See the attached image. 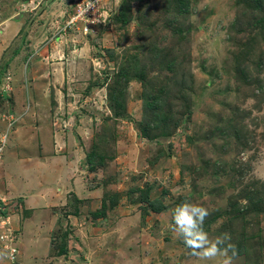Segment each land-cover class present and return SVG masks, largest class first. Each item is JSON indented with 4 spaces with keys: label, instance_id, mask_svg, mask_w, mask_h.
Segmentation results:
<instances>
[{
    "label": "rangeland",
    "instance_id": "rangeland-1",
    "mask_svg": "<svg viewBox=\"0 0 264 264\" xmlns=\"http://www.w3.org/2000/svg\"><path fill=\"white\" fill-rule=\"evenodd\" d=\"M121 1L101 0L85 33L65 26L70 0H0V193L20 250L13 261L0 240V264H201L171 231L180 198L218 214L210 238L231 236L236 254L210 264H264V0H126L127 23ZM163 82L191 115L148 138ZM145 189L170 207L143 218Z\"/></svg>",
    "mask_w": 264,
    "mask_h": 264
},
{
    "label": "trees",
    "instance_id": "trees-1",
    "mask_svg": "<svg viewBox=\"0 0 264 264\" xmlns=\"http://www.w3.org/2000/svg\"><path fill=\"white\" fill-rule=\"evenodd\" d=\"M127 1L126 0H122L120 2V6H119V10L118 12L113 16V20L115 22L120 21V22H124L127 23L128 19V15L126 14L127 12ZM254 9L257 15V19L256 21L258 23H261L262 27H264V2H256V4L254 5ZM58 37V35L56 36V38ZM173 61L167 62V67L169 69L173 68ZM140 75L139 77H137L138 79L144 80L143 84H146V80H145V74L140 70L139 71ZM118 78H121V80L125 83L128 82L129 78H131V76L125 75L122 76V74H118L117 75ZM165 82L163 83H158L155 84V86H157V88H155L153 90V95H151V98H149L147 100V110L150 113V118L149 121L144 123V133L148 138H152V136H150L146 130H151L150 128L153 129H157V136H170V133L172 131V127H173V122L174 123H178V124H174V125H178L180 126V122L187 117H190L191 115V109L189 107H187L184 104H181L180 106H185L183 112L179 111V110H175V108H173V105H168L169 103V99L166 96L167 95V91L164 90L165 88ZM185 104L189 105L188 103L184 102ZM117 107H119V104H116ZM115 111V110H114ZM117 112V111H115ZM153 123L152 127L150 126V123ZM157 143H159L158 141V137H157ZM160 144V143H159ZM163 150L165 148V145H161L160 146ZM159 149V152L157 153V155L155 157L160 156L161 154H163V150ZM166 149V148H165ZM93 155V154H92ZM95 156L98 157L100 156V153L96 152ZM91 157V154H88L87 158H86V163L90 162L91 159H89ZM101 160H103V157H101ZM98 162V165L101 163L103 164V162ZM135 190H133L134 192ZM130 193V192H129ZM234 194L236 197L240 196L239 191H234ZM242 195H245L246 199L249 201H253L254 200V196H255V191L250 190L249 187H246L245 189L242 190ZM141 215L143 218H146L149 214L153 213V212H161L165 209H168L170 206L169 205H165L164 204V200L161 196L159 195H151V190L149 189H145L141 191ZM78 197V196H76ZM75 197V200L77 201L78 199ZM183 201H185V199H179L178 201H175L173 203V214L177 208L178 205H180ZM81 203V202H80ZM74 210L72 211L73 214H78L79 210H80V204L77 205L75 204V208H73ZM106 210V204L103 205L102 208H100L99 210H96L95 212H93V214L95 216L97 215H102ZM11 211V201L7 203L6 205V209H4L3 211H0V213H6V212H10ZM238 212L239 209L236 207V205H233V212L227 210L226 213H229V220L233 221L232 219H235L236 217V213ZM241 211V210H240ZM243 212V211H241ZM27 213V210H26ZM221 213V212H220ZM218 215V214H217ZM216 215V216H217ZM214 216L211 220L209 219V221L207 220L206 222L204 221V229H208V226L210 224H212L213 222H216L215 220L217 219V217ZM13 223L15 224V222L13 221ZM210 223V224H209ZM15 228V233H17L19 231V228H17L16 226ZM17 231V232H16ZM66 233L63 234V236H61V242H58V249L56 251V255L60 256V255H65L67 254V247L66 245L64 246L65 242L63 241L64 238H66ZM61 244V245H60Z\"/></svg>",
    "mask_w": 264,
    "mask_h": 264
},
{
    "label": "clouds",
    "instance_id": "clouds-1",
    "mask_svg": "<svg viewBox=\"0 0 264 264\" xmlns=\"http://www.w3.org/2000/svg\"><path fill=\"white\" fill-rule=\"evenodd\" d=\"M1 195L5 197L4 201L0 200V211H3L6 209V205L9 201L4 194ZM8 213L10 212L0 213V219H6L7 217L9 219L6 224L0 225V240L1 234L8 228L13 230L15 240L18 235L15 233L14 224H11L12 221ZM208 215L209 211L203 205L185 200L177 206L173 215V227L171 228V231L183 240L184 244L191 250L192 255L195 256L201 264H210V262H214L217 257H228L229 253L233 256L236 254L235 245L230 242V234L223 233L215 238L209 237L203 226ZM18 247L17 245V248ZM19 251L18 248L17 253H19ZM0 255H2V253H0ZM17 259L18 255H16L15 260ZM170 264H180V262L178 259L175 261L171 259ZM224 264H229V260L225 259Z\"/></svg>",
    "mask_w": 264,
    "mask_h": 264
},
{
    "label": "built area",
    "instance_id": "built-area-1",
    "mask_svg": "<svg viewBox=\"0 0 264 264\" xmlns=\"http://www.w3.org/2000/svg\"><path fill=\"white\" fill-rule=\"evenodd\" d=\"M71 1H72V3H71ZM99 3H101V0H70V4L77 6L76 8H78V9H77V13L75 11L74 15L72 14V16H71V14H70V17H67V21H66L65 26L66 27L67 26L72 27L74 24L78 23V20H81V21H84V30L86 29L85 33H87L88 29L92 28V26L94 24H96L98 22L100 23V21L102 23L101 19H103V13H101L98 10L99 9ZM107 14H108V18H109L111 13L107 12ZM92 15L94 17H92ZM96 16H99L98 21H94V19H92V18H95ZM59 32H60V30H59ZM2 137L3 138L1 139V142H0V153H1V150L3 149L4 142H5V137L4 136H2ZM0 200H2V201L5 200V197H3L1 195V193H0ZM8 220H9L8 217L6 219H0V225L6 224V222ZM1 240H4V243L6 244L5 247L9 251L8 255L10 256V259L15 260L17 252H18V248L16 245V240H15V236L13 234V230L11 228H8L6 231H4V233L1 235ZM6 242H8V243H6Z\"/></svg>",
    "mask_w": 264,
    "mask_h": 264
},
{
    "label": "crops",
    "instance_id": "crops-1",
    "mask_svg": "<svg viewBox=\"0 0 264 264\" xmlns=\"http://www.w3.org/2000/svg\"><path fill=\"white\" fill-rule=\"evenodd\" d=\"M20 117H21V116H20ZM20 197H21V196H20ZM18 199L20 200V198H19V197H18ZM18 199H17V200H18ZM22 199H23V198H21V200H22ZM13 200H15V199H13ZM28 209H29V208H28Z\"/></svg>",
    "mask_w": 264,
    "mask_h": 264
},
{
    "label": "bare ground",
    "instance_id": "bare-ground-1",
    "mask_svg": "<svg viewBox=\"0 0 264 264\" xmlns=\"http://www.w3.org/2000/svg\"><path fill=\"white\" fill-rule=\"evenodd\" d=\"M20 198V197H19ZM24 198V197H23ZM15 213V212H14ZM17 232V231H16ZM18 233V232H17Z\"/></svg>",
    "mask_w": 264,
    "mask_h": 264
}]
</instances>
